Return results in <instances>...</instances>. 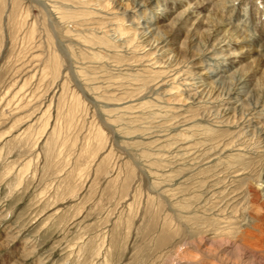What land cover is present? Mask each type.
Instances as JSON below:
<instances>
[{"label":"rangeland","instance_id":"374dc122","mask_svg":"<svg viewBox=\"0 0 264 264\" xmlns=\"http://www.w3.org/2000/svg\"><path fill=\"white\" fill-rule=\"evenodd\" d=\"M159 1L174 30L198 0ZM129 3L0 0V264H264V95L229 106L216 79L173 81L221 69L181 46L190 20L151 47ZM249 7L258 26L224 15L262 36L264 0Z\"/></svg>","mask_w":264,"mask_h":264},{"label":"bare ground","instance_id":"6f19581e","mask_svg":"<svg viewBox=\"0 0 264 264\" xmlns=\"http://www.w3.org/2000/svg\"><path fill=\"white\" fill-rule=\"evenodd\" d=\"M119 1L122 2L125 0H119ZM126 1L130 2L129 4H131L133 9L136 10V12H138V17L140 18L139 26H141L144 31H147L150 34L149 38L151 39L149 41H153L152 43H150L151 47L154 46L153 44L155 43H157L156 47H158L159 44L166 42L170 36L181 37L179 31L181 27L188 20L193 22L195 32L197 31L196 33H198V30L205 31V38L203 41L202 40L198 41V38L197 37L195 38L196 33L193 34V36L186 35L181 42V46L188 49L189 48L188 46L191 43L197 42L198 44H200V46L203 47L202 54L205 55L206 52L208 56L207 60L213 61V63L216 64L219 63L218 68H220L221 70L219 71L217 70L218 72L212 71L210 70L211 68L209 69V67H207L208 69L204 71L205 67H198L199 70L196 71L195 73H192L194 71L190 72L191 71L190 65L188 64L185 68L176 71L174 75H172L173 76L172 79H174L173 81H177L179 77L182 76V74L183 76L187 75L186 77L188 78L187 81L198 80L199 81L198 83H202V82L205 83L207 79H216L215 80L216 82L208 81L209 83L206 84V87L209 88L210 90L209 92L213 94V96L217 95L216 99L218 100V102L229 106L234 105L236 103H239L241 105L246 101H250V99L255 96L258 98H263L264 80L260 84L258 82L252 89H251L252 85L250 82L253 79H256V76H258L259 71H261V69L263 68L261 66H263L262 63L264 62V34L259 37H253L252 35L249 34L247 35L245 32L243 33L241 30H239V28L237 27L238 24L236 25L232 24V17H234L233 14L227 17L226 15H224V12L226 13L228 11H231L233 8L234 9L242 8V12L244 14L243 18H244L245 16H247L246 12L248 9H249L248 12L250 13L249 5L251 1L254 0H200V1L198 0L197 3L195 4V7L187 8L183 12L179 13V18L175 20L176 29L174 30H169L170 26L166 27L160 24L162 23L164 18H167L170 12H173L172 11L173 8L171 7L169 9L162 8V6H165L163 3H161L162 1L159 0H126ZM190 1L191 0L185 1V3L188 2L187 3L188 7L193 3V2L191 3ZM174 2H176L175 5H179L177 0H175ZM61 7L59 6L58 8L57 6H53L52 11L61 15V17L60 16L59 17L66 20V22L72 19V17L74 18L76 14L73 16V14H71V12L67 11L66 9H63V11L61 12L60 11ZM148 11H150V14L146 16ZM250 14H251L250 18L252 24L254 23L255 26L261 24L260 19L262 16H259L257 11L254 12L252 11ZM160 15L162 17H159ZM68 16H70V19ZM129 26L133 27V23H130ZM112 31H114V35L117 34L114 38L118 39L115 41V43L118 42L117 47L119 48L121 46V42L124 40L123 34L125 33H123V30L118 31L114 29ZM238 49H240L241 51L239 54H237L236 57L234 56L231 57L230 56L231 54H228L233 50H235L233 51L235 54L237 53L236 50ZM254 55L256 56L253 58ZM193 74L195 77H197V79L193 77ZM227 74L229 75L227 76ZM228 79H232L234 81V84L229 85L230 87H228V89L224 92L225 93L224 94L222 91H219V89L221 83L227 81ZM187 84H185V87L189 85ZM179 86H176L174 88L179 89ZM222 94L226 96H223ZM242 98H244V100H242ZM253 108H254L253 110L255 109L259 110L257 104L255 103ZM231 110L233 109L228 107L226 108L227 112ZM258 114L261 116L263 115L264 117V109L259 111ZM256 220L260 223L263 221V219H256Z\"/></svg>","mask_w":264,"mask_h":264}]
</instances>
